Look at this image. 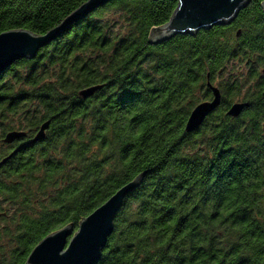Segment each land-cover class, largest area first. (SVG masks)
<instances>
[{"label": "trees", "instance_id": "1", "mask_svg": "<svg viewBox=\"0 0 264 264\" xmlns=\"http://www.w3.org/2000/svg\"><path fill=\"white\" fill-rule=\"evenodd\" d=\"M86 0H0V33L45 34ZM149 44L175 0H113L0 75V134L44 139L0 180V259L79 222L140 173L97 264H264V13ZM237 31L239 34L236 35ZM221 105L193 133L190 111ZM99 90L83 99L79 92ZM247 101L236 118L228 107ZM37 132V131H36Z\"/></svg>", "mask_w": 264, "mask_h": 264}, {"label": "water", "instance_id": "2", "mask_svg": "<svg viewBox=\"0 0 264 264\" xmlns=\"http://www.w3.org/2000/svg\"><path fill=\"white\" fill-rule=\"evenodd\" d=\"M113 0H86L73 10L61 23L45 34L36 35L28 30L15 29L0 33V75L16 61L33 59L40 49L60 37L64 31L96 9ZM177 2L170 19L159 27L152 28L149 44H159L176 35L195 36L201 30L216 26H228L247 7L251 0H175ZM264 11V0L261 2ZM239 34L237 31L236 35ZM101 86L83 89L79 95L83 99L91 97ZM211 99L197 104L189 113L184 125L185 133L195 132L221 103V94L217 87L207 82ZM264 96V89L262 90ZM248 106L247 103H234L226 114L236 118ZM49 121L42 123L33 141L44 139ZM25 136L24 132L11 131L4 137L10 143ZM6 158L1 161L4 163ZM145 173H140L124 184L103 204L84 217L74 231L72 225H65L45 236L28 254L24 264H97L108 238L114 229V218L122 206L125 197L137 189Z\"/></svg>", "mask_w": 264, "mask_h": 264}, {"label": "flooded vegetation", "instance_id": "3", "mask_svg": "<svg viewBox=\"0 0 264 264\" xmlns=\"http://www.w3.org/2000/svg\"><path fill=\"white\" fill-rule=\"evenodd\" d=\"M253 2H254V0H251L250 3L247 5V7L244 8L243 10L249 9L248 8L249 5L251 3H253ZM260 7H261V3H260ZM261 9H262V7H261ZM243 10H241V11H243ZM262 11H263V9H262ZM263 13H264V11H263ZM213 86L217 87L216 85H213ZM263 89H264V87H263ZM210 95H211V93H210ZM210 99H211V96H210L209 99H207L205 101H208ZM263 99H264V96H263ZM234 103H247L248 106L245 109H247L249 107V105H250V103H248L247 101H237V102H234ZM234 103H232V104H234ZM220 105H221V103H220ZM11 131H21V132H24L25 133V136H23L21 138H18V139H15V140H13L10 143L4 142L5 135L8 132H11ZM36 131H38V130L35 129L34 132H31L29 129H27V130H23V129H12V130H9V131H7V132H5L3 134H0V180L3 179V175L5 174V170L7 169V166L9 164H11V163L13 165L14 164H18L19 161L21 160L20 158H21V155L23 153H27L28 150L36 147V145H37L38 142H34L33 141V138H34V136L36 134ZM5 158H6V161L4 163H1V161L3 159H5ZM1 201H2V199H1V194H0V228L3 227V220H5V218H6V210H5V208H2V202ZM8 260H10V259H0V264H8ZM24 263L25 262H23V264Z\"/></svg>", "mask_w": 264, "mask_h": 264}]
</instances>
